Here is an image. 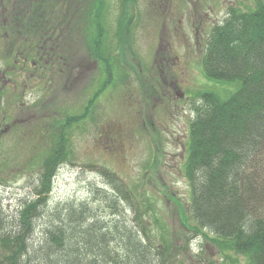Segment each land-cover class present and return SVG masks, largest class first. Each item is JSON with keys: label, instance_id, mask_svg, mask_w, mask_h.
I'll use <instances>...</instances> for the list:
<instances>
[{"label": "trees", "instance_id": "1", "mask_svg": "<svg viewBox=\"0 0 264 264\" xmlns=\"http://www.w3.org/2000/svg\"><path fill=\"white\" fill-rule=\"evenodd\" d=\"M134 1L123 0L113 32L102 20L107 0H0V55L8 51L9 73L17 67L41 79L49 71L61 76L74 61L71 43L85 36L92 58L108 72L100 93L120 64L116 55L131 42L128 5ZM254 2L247 10L231 5L210 31L205 75L234 88L227 95L214 89L196 95L184 168L191 219L252 264H264V0ZM97 97L82 114H67L59 149L13 212L0 190V264H178L169 244L155 240L136 192L108 166L89 163L103 181L89 182L86 196L51 199L58 168L72 159L65 133L92 115Z\"/></svg>", "mask_w": 264, "mask_h": 264}, {"label": "rangeland", "instance_id": "2", "mask_svg": "<svg viewBox=\"0 0 264 264\" xmlns=\"http://www.w3.org/2000/svg\"><path fill=\"white\" fill-rule=\"evenodd\" d=\"M106 4L102 20L115 32L123 0ZM231 5L247 10L255 2H130L131 42L116 55L122 65L116 66L100 93L95 88L103 87L108 72L92 58L94 48L85 36L71 43L74 61L66 77L49 71L41 79L17 72V67L9 73L8 51H4L0 55V190L5 206L13 212L22 198L31 195L45 159L59 149L67 114H82L97 95L92 115L76 120L77 125L65 133L66 153L72 159L58 168L51 199L86 196L89 182L103 181L96 166L105 165L131 185L141 213L154 228L155 240L169 244L178 264H252L228 241L219 243L215 233L191 219V188L184 167L194 112L187 95L159 96L166 75L194 98L204 90H220L223 95L233 90L232 84L209 80L203 68L210 31L224 21ZM4 38L0 34L3 48ZM164 57L170 58L165 67L160 65ZM93 162L97 165L89 167ZM99 202L93 204L108 211ZM127 215L131 218L130 210Z\"/></svg>", "mask_w": 264, "mask_h": 264}, {"label": "flooded vegetation", "instance_id": "3", "mask_svg": "<svg viewBox=\"0 0 264 264\" xmlns=\"http://www.w3.org/2000/svg\"><path fill=\"white\" fill-rule=\"evenodd\" d=\"M208 39H209V36H208ZM197 42H198V40H197ZM207 45H208V40H207ZM77 53V55H78V52H76ZM79 56V55H78ZM80 57V56H79ZM164 58H166V59H163L161 62H162V64H160V65H162L163 67H165L166 65H164V61L165 60H167V62L169 63V59L170 58H168V57H164ZM176 59L177 60H179V56H177L176 57ZM169 67H171V66H169ZM70 68V67H69ZM71 69V68H70ZM164 70V69H163ZM69 71V70H68ZM67 70L63 73V76L64 77H66V73L68 72ZM173 76V75H172ZM97 79V78H96ZM64 80H65V78H64ZM160 82V81H159ZM164 83V86H165V88L163 89L164 90V92L162 93V94H160L159 96H162L161 97V99L163 98V97H165V95H167L168 94V96L169 97H171V95L172 96H185V95H187L186 97L191 101V107H193V101L195 100V98L193 97V96H191V95H188V91L187 90H181V89H179V87L176 85L177 83H176V80H174L173 78H171V79H169V76L168 75H166V76H164L163 78H162V81H161V84H163ZM96 90H95V92H97V90L99 89V88H95Z\"/></svg>", "mask_w": 264, "mask_h": 264}]
</instances>
